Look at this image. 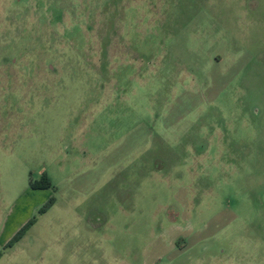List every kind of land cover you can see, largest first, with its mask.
<instances>
[{
  "label": "rangeland",
  "instance_id": "374dc122",
  "mask_svg": "<svg viewBox=\"0 0 264 264\" xmlns=\"http://www.w3.org/2000/svg\"><path fill=\"white\" fill-rule=\"evenodd\" d=\"M0 264H264V0H0Z\"/></svg>",
  "mask_w": 264,
  "mask_h": 264
},
{
  "label": "trees",
  "instance_id": "16d2710c",
  "mask_svg": "<svg viewBox=\"0 0 264 264\" xmlns=\"http://www.w3.org/2000/svg\"><path fill=\"white\" fill-rule=\"evenodd\" d=\"M48 186H49V184L47 183V184H45L42 188H48ZM48 205H44L39 211H40V213H43V212H45V210L51 205V201L49 202L48 201ZM32 223V220L31 221H29V222H27L23 227H22V229L19 231V232H17V234L13 237V239L11 240L12 241V243L13 242H16L17 241V239H19L21 236V234L24 232V230H25V228L26 227H28V226H30V224ZM10 241V242H11Z\"/></svg>",
  "mask_w": 264,
  "mask_h": 264
}]
</instances>
